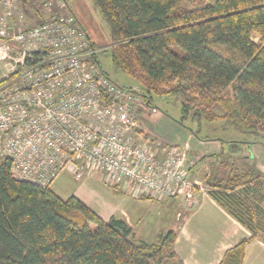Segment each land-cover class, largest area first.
Segmentation results:
<instances>
[{
  "label": "trees",
  "instance_id": "trees-1",
  "mask_svg": "<svg viewBox=\"0 0 264 264\" xmlns=\"http://www.w3.org/2000/svg\"><path fill=\"white\" fill-rule=\"evenodd\" d=\"M93 1L114 41L113 65L146 88L150 103L181 95L182 123L192 116L264 132V0H205L192 8L181 0ZM251 165L228 181L208 182L215 188L209 194L252 232L221 264H243L248 242L264 239L258 207L236 192L261 175ZM131 232L74 195L64 199L50 186L16 179L11 160L0 159V264H184L174 230L154 243Z\"/></svg>",
  "mask_w": 264,
  "mask_h": 264
},
{
  "label": "built area",
  "instance_id": "built-area-1",
  "mask_svg": "<svg viewBox=\"0 0 264 264\" xmlns=\"http://www.w3.org/2000/svg\"><path fill=\"white\" fill-rule=\"evenodd\" d=\"M144 110L158 111L102 69L68 0H0V159L16 179L89 170L137 197L192 198L204 186L186 151L143 136Z\"/></svg>",
  "mask_w": 264,
  "mask_h": 264
},
{
  "label": "crops",
  "instance_id": "crops-1",
  "mask_svg": "<svg viewBox=\"0 0 264 264\" xmlns=\"http://www.w3.org/2000/svg\"><path fill=\"white\" fill-rule=\"evenodd\" d=\"M68 1L79 23L94 43V36L88 27L86 12L82 8L81 0ZM85 1L92 6V0ZM151 103L157 106L156 103ZM180 119L181 115L174 120L167 114L144 110L139 115L138 129L142 131L143 136L145 134L146 137L164 145L181 146L186 151V164L196 183L204 186L197 173L200 164L206 161L203 165L208 164L209 166L217 159L216 157L221 156L247 160L264 173V149H255L252 146L254 149H243V154L233 153V150L228 153H219V149L208 147L197 149L199 144H208L210 140L219 143L221 140L218 138L203 139ZM230 166L231 164L222 163L221 168L225 173ZM62 174L50 186L54 192L63 198L60 193L66 189L70 196L74 195L81 199L104 220L108 221L112 218L124 220L132 230L131 237L154 243L160 232L174 230L177 235L175 250L184 264H221L227 250L237 245L241 239L252 235L251 230L237 220L224 205L215 200L205 188L203 191L196 190L192 198L186 199L181 196L157 201L147 196L137 197L129 187L118 185L116 186L118 196L101 207L95 203L93 195L86 190L89 181L88 174L85 175L86 178H76L71 173ZM260 185L256 188L262 187ZM247 196L253 199L251 193ZM255 202L259 214H264V193L259 195ZM162 205L168 207L170 212L166 213L167 215L160 210ZM153 211H157L156 216H152V213H155ZM243 264H264L263 238H254L248 242Z\"/></svg>",
  "mask_w": 264,
  "mask_h": 264
},
{
  "label": "rangeland",
  "instance_id": "rangeland-1",
  "mask_svg": "<svg viewBox=\"0 0 264 264\" xmlns=\"http://www.w3.org/2000/svg\"><path fill=\"white\" fill-rule=\"evenodd\" d=\"M80 2L81 5L83 6L82 7L83 10L85 9L84 12H86L85 14L88 21V27L92 32L91 34H93L94 36L93 48L96 50V55L102 69L118 84L130 88L138 89L141 93L145 95L147 90L139 81H137L134 78H131L124 72L115 68V66L113 65L111 59V47L113 46L114 41L111 38L106 22L102 18L99 11L96 10L94 1L92 0V6L88 5L85 0H81ZM197 3H205V0H181L180 5L183 7L192 8L196 6ZM252 39L256 43H260L259 35L255 34L252 37ZM182 99L183 98L181 95L163 96L161 98L155 97L154 98L155 101H153V103L157 104V106H155L158 109L156 113L161 112L169 115L172 119L177 120V118L181 115ZM215 111L220 112V109L218 107H215ZM184 123L189 128L190 127L193 128L194 132L197 135L201 136L203 139L218 138L221 140L219 143L210 140L208 144H204V145L199 144V147L197 149H204L205 147H208L209 149L214 148V149H219L218 150L219 153L222 152L228 153L230 150H233V153H238V154L239 153L243 154L242 152L243 149H251V148L264 149V132H258L252 134L241 133L236 130L224 128L225 126L223 121L210 122L203 119L199 123L196 120H192V116H190L187 120H185ZM151 140L155 141L152 138ZM176 146L181 147L179 145ZM216 158L217 159L213 162V164L211 163L209 166L208 164L203 165L204 163H206L205 161L202 164H200V167L197 169L198 177L200 178V180L203 181L204 188L207 192L211 191L212 189H215L208 183L209 181L210 183H212L213 181L216 182L223 178L225 179V181H228V179L234 175L233 172L236 171V169L241 171L243 168L245 169L247 166L248 167L252 166L250 162L247 160L233 159L224 156H221L219 158L216 157ZM225 160H227V162H229L231 166L224 173L223 172L224 170L223 168H221V165L222 163H225L224 162ZM244 169L243 171H245ZM64 172H62L63 174L62 173L61 174L64 175L67 173H71L70 171H64ZM87 174L89 175L87 176L89 177V181L88 184L86 185V190L93 195L95 203H98L99 206L102 207L103 205L106 204V202L109 203L112 201L113 198L118 196L117 195L118 192H116L117 191L116 185L113 182H111L109 178L104 176L102 173L99 174V172L96 171L86 170L85 174H83V176L79 178H83ZM253 174L256 176V172L255 173L253 172ZM250 184H252L253 186H249ZM259 184H261L260 186L262 187H259V189H257L256 187ZM196 190L201 191V189L196 186L192 191L193 195H195ZM236 192L238 193V196L244 199L245 201L250 199V197L247 196V194L251 193L253 196V199L251 200L253 201L254 206H257V203L255 201L258 199L259 195L264 193V173L261 171V175L256 176V178L252 182L239 187L236 190ZM60 194H62L63 198L66 199L70 197L69 192L66 189H63ZM185 198L187 199V197ZM160 210L164 211L165 213L164 215H167L170 212L168 207L165 205H162ZM153 215L156 216L157 211L155 213H152V216ZM256 221L262 222L261 225L264 226V214H259L258 212Z\"/></svg>",
  "mask_w": 264,
  "mask_h": 264
}]
</instances>
